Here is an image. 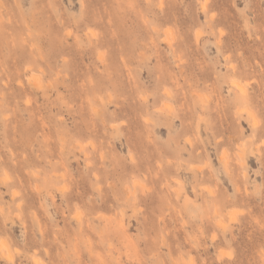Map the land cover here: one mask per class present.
<instances>
[{"label": "rangeland", "instance_id": "rangeland-1", "mask_svg": "<svg viewBox=\"0 0 264 264\" xmlns=\"http://www.w3.org/2000/svg\"><path fill=\"white\" fill-rule=\"evenodd\" d=\"M0 264H264V0H0Z\"/></svg>", "mask_w": 264, "mask_h": 264}, {"label": "bare ground", "instance_id": "bare-ground-1", "mask_svg": "<svg viewBox=\"0 0 264 264\" xmlns=\"http://www.w3.org/2000/svg\"><path fill=\"white\" fill-rule=\"evenodd\" d=\"M196 31H198V30H196ZM199 32H200V31H199ZM165 33H166V32H165ZM196 33H197V32H196ZM166 35H167V33H166ZM167 36H168V35H167ZM196 36H197V35H196ZM161 37H162V36H161ZM169 37H170V36H169ZM164 38H165V37H164ZM170 38H171V37H170ZM165 39H166V38H165ZM168 39H169V38H168ZM170 41H171V39H170ZM170 41H168V42H170ZM171 42H172V41H171ZM169 44H170V43H169ZM170 45H171V44H170ZM234 70H235V69H234ZM31 75L33 76L34 74H31ZM31 75H30V76H31ZM37 75H38V74H37ZM33 78L35 79V78H37V76H36V77L33 76L32 78H30V80L33 79ZM34 79H33L32 81H34ZM38 79H39V76H38V78H37V83H38V81L40 82V80H38ZM35 82H36V79H35ZM37 83H36V84H37ZM234 83H236V82L234 81ZM39 84H41V83H39ZM39 84H38V85H39ZM238 85H239V84H238ZM35 86H36V85H35ZM241 86H242V85H241ZM238 87H239V86H238ZM235 89H236V88H235ZM239 89H241V87H240ZM245 89H246V88H245ZM246 93H247V92H246ZM235 95H236V93H235ZM240 100H241V99H240ZM238 101H239V100H238ZM163 104H164V103H163ZM164 106H165V104H164ZM249 112H251V111L249 110ZM251 115H252V114H251ZM146 119H147V118H146ZM147 120H148V119H147ZM187 141H189V140H188V137H187ZM78 144H79V143H78ZM190 145H191V144H190ZM257 147H258V146H257ZM226 155H227V153H226ZM239 155H240V154H239ZM131 157H132V156H131ZM236 161H238V160H236ZM226 166H227V165H226ZM96 176H97V175H96ZM207 188H208V187H207ZM121 213H122V212H121ZM231 213H232V212H231ZM79 216H80V215H79ZM219 220H220V219H219ZM217 221H218V220H217ZM221 223H222V221H221Z\"/></svg>", "mask_w": 264, "mask_h": 264}]
</instances>
